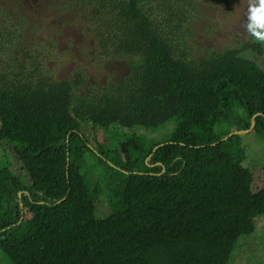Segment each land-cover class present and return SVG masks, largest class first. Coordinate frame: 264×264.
Returning <instances> with one entry per match:
<instances>
[{"label": "trees", "instance_id": "obj_1", "mask_svg": "<svg viewBox=\"0 0 264 264\" xmlns=\"http://www.w3.org/2000/svg\"><path fill=\"white\" fill-rule=\"evenodd\" d=\"M193 1L0 0V142L30 180L4 152L0 250L12 264H229L254 233L263 168L244 165L239 137L216 128L253 123L264 138V46L248 37L189 57ZM65 58L79 66L61 78ZM112 61L127 73L85 90L87 70ZM169 121L163 140L133 131Z\"/></svg>", "mask_w": 264, "mask_h": 264}, {"label": "rangeland", "instance_id": "obj_2", "mask_svg": "<svg viewBox=\"0 0 264 264\" xmlns=\"http://www.w3.org/2000/svg\"><path fill=\"white\" fill-rule=\"evenodd\" d=\"M5 0H2L4 4ZM14 3L17 0H8ZM34 4L39 0H30ZM193 11L189 14V22L186 26V42L189 45L190 54L189 57L201 58L204 55L211 54L213 52H220L225 48H233L246 41L248 37L243 33L240 28L241 23L245 19V10L247 7V0H234L228 3H215L214 0H194ZM9 4V3H8ZM56 22L55 17L45 20L46 24ZM46 24H43L45 26ZM61 34L72 35L67 32L66 29L60 28ZM75 35V33H73ZM264 46V45H263ZM250 59L254 57L249 56ZM256 58V57H255ZM258 64L264 70V51L261 56L257 58ZM82 61V60H81ZM82 65H86L81 62ZM75 63H72L71 59H63L59 65V77L68 78V74L74 69ZM89 69V68H88ZM128 67L124 61H112L103 65L102 69L98 72L93 70H87L88 78L85 84V90H100L106 84L120 80L126 73ZM176 121H169L160 128L151 131L149 129L142 130V128H134L136 134L140 137H146V141L151 140H163L170 132L173 131ZM140 130V132H139ZM216 131L224 135L230 132L228 135L239 132L232 125L221 122ZM243 131V130H241ZM107 138L111 139V142H117L123 138V133H116L113 139L112 135L107 133ZM99 139H105V134L97 133ZM239 137L240 147L244 151V165L258 169L257 175H255L258 185L264 184V138L259 136L253 131L241 133L237 135ZM4 142H0V168L6 165V159L9 166L8 169L13 175L19 176L20 182L23 186H29L30 180L26 172L20 168L19 161L16 156L10 152L8 147L4 145ZM12 152V151H11ZM88 157V156H86ZM89 166H94L98 170H102L103 166H96L93 158L87 161ZM99 167V168H98ZM96 174V173H94ZM94 181L97 180V176L92 175ZM108 204L101 199L96 204V213L98 217L102 218L108 213ZM255 231L252 235L242 236L239 238L237 246L232 253L229 264H264V216L255 219ZM0 264H12L6 255L0 250Z\"/></svg>", "mask_w": 264, "mask_h": 264}, {"label": "clouds", "instance_id": "obj_3", "mask_svg": "<svg viewBox=\"0 0 264 264\" xmlns=\"http://www.w3.org/2000/svg\"><path fill=\"white\" fill-rule=\"evenodd\" d=\"M240 28L254 42L264 45V0H247L245 19Z\"/></svg>", "mask_w": 264, "mask_h": 264}, {"label": "water", "instance_id": "obj_4", "mask_svg": "<svg viewBox=\"0 0 264 264\" xmlns=\"http://www.w3.org/2000/svg\"><path fill=\"white\" fill-rule=\"evenodd\" d=\"M253 126H254V124L252 123L251 126H250V128H249L248 130H245V131H239V132L232 133V134L228 135V137H226L225 139H227V138H229V137H232L233 135H239V134H241V133H246V132L250 131V130L253 128ZM20 196H21V194L18 193V197H19V198H20Z\"/></svg>", "mask_w": 264, "mask_h": 264}]
</instances>
